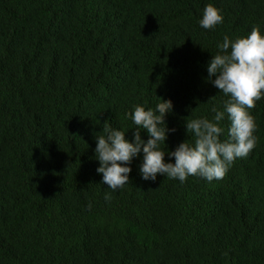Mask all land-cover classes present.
<instances>
[{
	"label": "trees",
	"instance_id": "1",
	"mask_svg": "<svg viewBox=\"0 0 264 264\" xmlns=\"http://www.w3.org/2000/svg\"><path fill=\"white\" fill-rule=\"evenodd\" d=\"M253 26L264 0H0V264H264V99L255 148L222 179L145 181L141 150L112 191L95 159L105 121L131 142L134 106L160 98L176 130L161 149L194 143L186 120L228 99L208 80L217 45Z\"/></svg>",
	"mask_w": 264,
	"mask_h": 264
},
{
	"label": "clouds",
	"instance_id": "2",
	"mask_svg": "<svg viewBox=\"0 0 264 264\" xmlns=\"http://www.w3.org/2000/svg\"><path fill=\"white\" fill-rule=\"evenodd\" d=\"M223 19L221 10L208 4L199 23L202 28L211 30L222 24ZM217 47L218 53L207 66L208 80L228 99L223 101V110L212 107L215 113L212 120H186L187 134L195 137L194 143L185 140L174 151L161 149L162 144L166 146L167 134L176 131L167 128L165 123L166 115L173 109L170 99L160 98L162 102L154 110L134 106L129 115L137 127L131 142L126 139L125 131L104 122L105 134L95 136V159L100 164L97 172L102 174V183L109 189L115 191L130 182L132 169L128 165L141 150L144 156L140 173L145 181H155L157 175H161L183 183L189 176H199L209 182L222 179L237 158H246L255 148L257 125L250 110L264 99V34L259 26H253L247 36L232 40L225 35ZM226 116L228 138L222 141L220 137L225 130L220 125ZM140 129L147 130L150 138L146 143ZM166 155L174 157L175 162H166ZM111 198L110 193L105 194L106 201ZM91 207L90 202L88 209Z\"/></svg>",
	"mask_w": 264,
	"mask_h": 264
}]
</instances>
